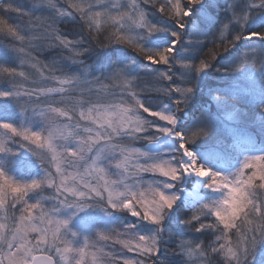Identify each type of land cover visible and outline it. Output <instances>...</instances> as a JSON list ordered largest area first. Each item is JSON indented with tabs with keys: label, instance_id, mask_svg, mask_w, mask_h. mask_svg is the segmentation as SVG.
Masks as SVG:
<instances>
[{
	"label": "snow or ice",
	"instance_id": "obj_1",
	"mask_svg": "<svg viewBox=\"0 0 264 264\" xmlns=\"http://www.w3.org/2000/svg\"><path fill=\"white\" fill-rule=\"evenodd\" d=\"M66 2L72 11L58 0H39L34 8L49 15L36 16L34 25L30 21L41 30L30 37L0 19V30L20 42L3 46L19 64L0 63V264H85L86 258L91 264H166L162 254L166 257L168 249L162 246L173 233L165 221L181 206L193 212L179 224L187 228L200 221L196 232L217 233L207 248L178 242L179 254L187 257L183 264H204L208 249L223 257L222 264H264V141L236 126L226 128L230 139L218 138L207 110L194 118L181 115L212 71L223 69L230 84L213 96L218 111L243 98L258 109L264 133V0L228 3L226 22L213 33L203 58L193 55L204 35L197 20L215 27L208 12L215 0ZM142 4L162 18L154 22ZM0 11L32 15L3 0ZM77 15L87 30V46L83 35L69 39L57 27L77 22ZM26 40L32 49L37 47L32 40H45L48 48L66 50L78 72H65L56 59L41 65ZM241 41L251 42L242 53ZM117 46L147 62L143 73L169 82L153 89L168 102L154 103L150 94L136 90L140 66L104 51ZM217 49H236L237 55L218 67ZM90 53L95 59L86 64L81 57ZM25 64L38 78L24 70ZM177 64L179 76L172 71ZM156 65L166 68L151 67ZM231 106L229 120L239 112ZM29 157L34 160L27 162ZM32 162L42 175L16 179L12 169ZM46 189L52 192L43 195ZM68 209L72 214L61 218ZM86 210L131 219L104 228L85 221L73 230L72 221ZM211 217L215 222H203ZM116 244L133 255L117 252Z\"/></svg>",
	"mask_w": 264,
	"mask_h": 264
},
{
	"label": "rangeland",
	"instance_id": "obj_2",
	"mask_svg": "<svg viewBox=\"0 0 264 264\" xmlns=\"http://www.w3.org/2000/svg\"><path fill=\"white\" fill-rule=\"evenodd\" d=\"M38 2H39V0H13L11 2L13 4L22 6L25 11L32 12L31 17L23 15L24 18H25V21L23 23H21V24H20V21L19 22L17 21V17L16 16L19 15V13H17V12H14L15 15H16L15 19H14L13 16L10 17V19H9V21H10V23H12V25L18 26L20 31H21V33L24 34V35H28V37H30L32 35H35V34H38L41 31L39 28L32 27L30 25V21L34 25L36 16L49 15V10H47V9L34 8V5L37 4ZM185 2H186V0H185ZM230 2L231 3H239L240 0H215L216 6L209 8V10H208L209 16L214 20L215 27H211V29H208V27L205 28V29L201 28L203 30V32H204V35L202 37L207 42H212L213 41V39H214L213 33H215L216 29L221 27L224 22H226V13H225L224 9L227 7L228 3H230ZM58 4H59L60 7L66 9L68 11H72L71 9L68 8L66 0H58ZM142 7L147 9L148 12H151L150 13L151 14V18H152V20L154 22L157 21L158 19L162 18V14H160L156 9L152 8L150 5L142 4ZM212 9L219 10L220 13L216 14L214 17H212V12H211ZM76 21L77 22H72L71 20H69L68 22H60V23H58L57 27L59 29L60 34H62L64 37L68 38L70 34H67L66 32H61L60 31V26H61V24H75V26L80 30V31H78V34L80 35L82 33L89 39V37L87 36V30L86 29L82 30V26L78 22L79 21V16L78 15L76 16ZM197 23L200 26V23L201 24H205V23H207V21L205 19L201 18V19L197 20ZM0 27H2V26H0ZM5 38H6V40H5ZM243 42H247V41H243ZM19 43L20 42L16 41L14 38H12L10 35L7 34L6 29L0 30V63H7L10 66H15V65L19 64V61L16 60V58H15V54L9 52L6 48L3 47L5 44H7V45H13V44L19 45ZM31 44L37 46L36 49L29 48V46H26V45H25V47H26L27 50L31 51V54L33 56H35L38 61L41 62V65H47L53 59H56V60L60 61V63L63 66L65 72H69V73L78 72V70H79L78 66L72 64L68 59H66V57L69 55V53L66 50H62L61 48H58V47L48 48V47H46L47 41H45V40H43V43L42 42L40 43L39 40H32ZM256 47H257V49H259V45H256ZM245 50H246V47L243 49V51H245ZM129 53H130V55L132 57L129 54L126 55V54H123L122 52H119V53H117V52H113V53L107 52V54L113 55L114 57L116 55H120V56H124V57L128 58L129 60L135 61L136 64L140 66L141 73H143V66L144 65L141 64V60L142 61H144V60L142 59V57L137 55L134 51L129 52ZM133 57H135V58H133ZM94 59L92 61H94ZM85 63L86 64H92L93 62L85 61ZM144 63L146 64L147 62L144 61ZM65 65H66V67H65ZM151 67H159V66L156 65V66H151ZM164 67H166V66H164ZM162 69H164V68H162ZM24 70L26 72L30 73L31 76L38 78V73L36 72V70L32 69L28 64L24 65ZM44 71H45V74H47V69H44ZM172 71L177 76H179V73L182 71V69L177 64L173 68ZM57 75H59V73H57ZM97 75H99V73H97ZM149 77L150 78H147L149 80V82H150V83L147 84V86L149 88H148V90L146 92L144 91V93H142V94H153L154 95L153 96V102L154 103L161 102V101L168 102L166 97L157 96L153 89L158 83L167 84L169 82H167V81H157L151 75H149ZM141 79H145V78L141 77ZM134 83L137 86V88H136L137 91H139L140 89H144L142 86L139 85L140 83H139L138 79H136L134 81ZM175 83H180L179 79H177L175 81ZM0 86H4L2 81H0ZM25 86L27 87L28 85L26 84ZM198 96H201L202 98L210 100V101H215V100H213L212 96H208V94H206L204 92H203V94H200V92H199L197 94V97ZM193 98H194V96H193ZM128 99H130V97ZM196 99L197 98H195V100H192V102L188 106H186L185 110H188L189 108H191L194 105ZM230 114H232V113L231 112L230 113H224L223 116L226 119H228L227 117ZM144 115H147V114L145 113ZM181 115L186 117L185 112L181 113ZM246 117L247 116H245V115L240 116V115H236L235 114L233 116V119L230 120V121L240 122V123H242L244 128H248L252 123L249 120H244V118H246ZM77 118H78V116H77ZM186 118H188V117H186ZM149 119H153V118L149 117ZM81 123H84V122H81ZM22 158L27 159V157H22ZM31 159L34 160V158H30L29 157L27 162H30ZM15 170L19 171V172H17V173L12 172V174L18 180L36 179V178H39L40 175H42V169L40 168L39 164L35 163V162L30 163L29 166L28 167H24L23 170H17V169H15ZM113 170H115V169L113 168ZM54 171H55V169L53 168V172ZM93 182H95V181H93ZM190 190L191 189L189 188V191ZM51 192H52V190L46 189L45 192L43 193V195H49ZM177 194L179 195L180 193L177 192ZM20 207H21L20 204L16 205L15 211H16V215L17 216L20 214L19 213ZM72 212H73V210H71V209L63 210L60 213L61 218L67 219L68 216L72 214ZM182 212H184V211H182ZM121 216H123V215L122 214H113V216H111V217H106V216H104L103 213H101L99 211L86 210L84 213L79 214L72 221L70 227L73 230H80L81 227H82V224L85 221H90L93 224V226L96 227V228H104V227H107V226H114V225H118L121 222V219H122ZM211 218H213V217H211ZM211 218H204V219L209 220ZM126 219H130V218L127 217ZM165 223L167 225L170 224L169 221H167V220L165 221ZM32 235L34 236L35 234H32ZM109 243H111V242H109ZM113 247L117 250V252H123V254L128 255V256H132L133 255V253H127V252L124 253L125 250H123L122 247L120 245H118V244L114 245ZM185 259H187V257H185ZM85 264H91L90 258H86Z\"/></svg>",
	"mask_w": 264,
	"mask_h": 264
},
{
	"label": "trees",
	"instance_id": "obj_3",
	"mask_svg": "<svg viewBox=\"0 0 264 264\" xmlns=\"http://www.w3.org/2000/svg\"><path fill=\"white\" fill-rule=\"evenodd\" d=\"M13 0H3V2L5 4L11 2ZM213 12L215 13H220L219 10H213ZM14 17L15 19V13L12 11H7V12H3L0 11V19H6L8 20V22L10 23L9 19L10 17ZM17 17V21H20V24L23 23L25 21V18L23 15L19 14ZM12 24V23H10ZM16 26V25H13ZM60 31L61 32H66L69 35V39H73V38H79L81 35H83L85 37L86 40V46H87V41L88 38L84 35V34H78V31H80L75 24H61L60 26ZM26 37H28V35H25ZM27 40L25 41V44H27ZM39 42L43 43V40H39ZM243 44V43H242ZM241 43L238 44V49L240 50V52H243V46ZM246 44V43H245ZM92 46H95V42H93ZM212 46V44H208L205 41H202V44L200 45L199 51L196 53H193V55L198 56L199 58H203L204 54L208 52V49ZM107 51H122L126 54H130L129 52H132V50L129 47L126 46H117L116 50H107ZM219 55L217 57V66H221V65H227L230 61H232L233 57L237 55V50H231L230 52H224L222 49H217ZM93 55L92 53H90L88 56L82 57L85 61L87 62H92L93 59ZM197 63L199 62L198 59L196 61ZM159 68H166L163 65H158ZM156 68V67H153ZM141 77L145 78V79H141ZM147 78H150L148 74L146 73H142L140 75V77L138 78L139 80V85L142 86L144 89V91L146 92L148 90V86L147 84L150 83L149 80ZM230 84V81H226L224 79V73H223V69L221 70L220 73H215V71H212V74L209 76V78L207 80H205L202 85L200 86V89L197 91V93L194 95V98H192V100H195V98L197 97V94L200 92V94L206 93L210 96H214V95H218V91L217 90H223L226 89ZM152 97L154 96L153 94H150ZM192 100L189 102V104L192 102ZM209 105L212 107V113H213V117H214V123H216L218 125V130H217V137L220 139H230L227 137V133H226V128L227 127H223L220 125L219 123V119L221 118V116L224 115V113H232V106L231 105H235L236 108L239 109V112L236 113V115H245L247 116L246 118H244V120H249L252 124L251 129L257 133L260 134L261 131V126H260V117H259V113H258V109H255L253 107H251L249 105L248 107V103L246 101H243L241 99L236 98L231 102V105L227 108H225L222 111H218L217 106H216V101H210L208 100ZM188 104V105H189ZM187 105V106H188ZM239 125H242V123L240 122H236ZM203 150V149H201ZM12 172L17 173L19 171H16L15 169H12ZM184 211V212H182ZM192 209H186L183 210L182 208H180V210L177 212L175 218H172L171 223L169 224V230L173 233L172 238L169 239L168 236H165V241L166 243L162 246V247H166L168 249V253L167 256H163L162 254V259L166 260V264H183V261L185 260V257L180 255L178 250H177V244L178 242H180L181 240L184 241H191L194 243H201L203 246H205L207 248V246L212 243L213 241H215V235L217 234L214 230L211 229H206L202 232H196L195 228L199 226L200 221H193L191 225H189L187 228H185L183 225L179 224V221H183V220H190L191 216H192ZM123 215V214H122ZM121 218H124L123 216H121ZM131 219V217H129ZM204 219V218H202ZM203 222L205 224L208 223H213L215 222V218H211L209 220L204 219ZM218 223V222H217ZM238 224H241L240 221L237 222ZM181 229V230H180ZM174 230V231H172ZM234 238V237H233ZM173 252H177V254H173ZM124 253H126V251H124ZM204 260V264H222L223 262V257L220 255H217L215 253H212L210 249H208V254L206 257L203 258ZM199 264V263H198Z\"/></svg>",
	"mask_w": 264,
	"mask_h": 264
},
{
	"label": "bare ground",
	"instance_id": "obj_4",
	"mask_svg": "<svg viewBox=\"0 0 264 264\" xmlns=\"http://www.w3.org/2000/svg\"><path fill=\"white\" fill-rule=\"evenodd\" d=\"M216 14H219V13L212 12V17H214ZM133 58H135V57H133ZM141 64L145 65L144 61L141 60Z\"/></svg>",
	"mask_w": 264,
	"mask_h": 264
},
{
	"label": "water",
	"instance_id": "obj_5",
	"mask_svg": "<svg viewBox=\"0 0 264 264\" xmlns=\"http://www.w3.org/2000/svg\"><path fill=\"white\" fill-rule=\"evenodd\" d=\"M196 108H197V106H196V107H194L193 109H194V110H196Z\"/></svg>",
	"mask_w": 264,
	"mask_h": 264
}]
</instances>
